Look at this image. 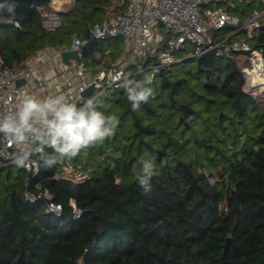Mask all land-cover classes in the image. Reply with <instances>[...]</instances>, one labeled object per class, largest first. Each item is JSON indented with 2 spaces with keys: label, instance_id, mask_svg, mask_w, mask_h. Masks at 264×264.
Returning <instances> with one entry per match:
<instances>
[{
  "label": "trees",
  "instance_id": "16d2710c",
  "mask_svg": "<svg viewBox=\"0 0 264 264\" xmlns=\"http://www.w3.org/2000/svg\"><path fill=\"white\" fill-rule=\"evenodd\" d=\"M127 1L72 0L60 11L62 26L48 32L19 0L20 27L0 29L4 66L23 68L38 50L88 40L113 3L122 2L123 12L110 13L121 14ZM253 1L258 5L223 2L240 24L261 15L253 37L240 31L229 41L244 34L264 53V0ZM111 39L88 40L84 65L112 68L123 51L107 53L102 43ZM183 52L151 72L155 99L139 110L132 111L120 85L98 97V110L119 120L102 145L52 169L15 173L18 167L0 166V264H264V93L245 88L236 59L249 53ZM157 54L135 60L127 76L144 80ZM147 154L155 155L158 175L145 193L133 169ZM45 191L61 204V215L38 198Z\"/></svg>",
  "mask_w": 264,
  "mask_h": 264
},
{
  "label": "built area",
  "instance_id": "2783aa9c",
  "mask_svg": "<svg viewBox=\"0 0 264 264\" xmlns=\"http://www.w3.org/2000/svg\"><path fill=\"white\" fill-rule=\"evenodd\" d=\"M71 0H28L26 6L37 12L41 19L42 27L48 32H55L62 26L60 11ZM227 0H128L127 8L121 14H109L99 23H95L89 30L88 40H104L107 38H124L131 56L135 60H146L157 54V62L150 67L153 74L163 66L177 62L175 52L186 50V44L191 43L194 49L192 58H201L208 53L217 56H230L234 52L249 53L248 62L243 68L248 91L257 84H264V53L253 48L248 42L229 41L217 39L216 33L231 27L235 33L246 32L248 37H253L260 27V14L252 13L244 24L217 4ZM4 0H0L3 3ZM15 4L14 13L0 11V15L7 17L6 26L20 27L18 19L19 0H8ZM164 29V30H163ZM1 38V33H0ZM88 40L73 37L71 48H45L36 51L29 63L23 68H8L4 66L0 56V112L11 110L24 93H30L44 98L48 95L63 93L72 98L78 106L89 98H98L106 95L108 90L118 87L121 79L118 76H127L126 69L130 65L127 59H118L110 69H101L87 78L88 71L83 63L84 46ZM76 50L80 63L73 60L65 66L62 54L66 50ZM59 61L63 68L61 74L50 73L48 65ZM73 62V63H72ZM260 63L262 66L260 67ZM141 69L139 71H143ZM152 74V75H153ZM128 77V76H127ZM18 81H23L17 85ZM93 85L94 91L89 96L84 91ZM254 93V92H252ZM0 150H3V140L0 138ZM8 152L13 149H7ZM0 166L16 167L0 156ZM19 168V167H18ZM31 173L38 166L31 165L22 168ZM70 170V169H69ZM63 173L56 174L61 178ZM27 198L35 201L43 197L47 202V211L56 214L62 213V206L52 200L47 191L37 197L26 194ZM73 213L80 217L79 210L73 206Z\"/></svg>",
  "mask_w": 264,
  "mask_h": 264
},
{
  "label": "clouds",
  "instance_id": "9594fccd",
  "mask_svg": "<svg viewBox=\"0 0 264 264\" xmlns=\"http://www.w3.org/2000/svg\"><path fill=\"white\" fill-rule=\"evenodd\" d=\"M15 4L4 0L0 11L14 13ZM9 22L0 15V23ZM132 111L142 103L155 99L151 77L132 80L118 76ZM99 98H89L79 106L63 93L41 98L24 93L11 110L0 112V138L3 150L0 156L19 168L31 165L52 169L70 162L82 151L102 145L115 134L119 120L115 114L98 110ZM13 149L8 152L7 149ZM139 168H134L135 179L145 193L150 192L151 181L158 175L156 157L141 156Z\"/></svg>",
  "mask_w": 264,
  "mask_h": 264
},
{
  "label": "rangeland",
  "instance_id": "374dc122",
  "mask_svg": "<svg viewBox=\"0 0 264 264\" xmlns=\"http://www.w3.org/2000/svg\"><path fill=\"white\" fill-rule=\"evenodd\" d=\"M20 1L24 5V4H27L28 0H20ZM249 1L252 2L253 6H257L258 5V2H255L253 0H249ZM71 2H72V0L69 3L65 4L64 6L69 5ZM220 7L224 8V9L227 8L225 3L220 4ZM8 28H9L10 32L12 33L13 27L11 26V27H8ZM234 33H235V29L234 28L227 27V28H224V29L220 30L218 33H216V38L217 39H226V38L232 37ZM239 37H240V39H238V40H240V41L245 39L244 38V34H240ZM125 45H126V40L124 38H121V37H118L116 39L107 40V41L102 43V46L104 48H106V49L107 48H111V49H115V50L121 51V52L123 51V47ZM193 49H194V46L191 43H187L186 44V52H183L184 54L183 53H181V54L184 57L188 56V55L191 56V53H192ZM90 57H91V54L87 53L86 57L84 58V62L86 63L88 58H90ZM126 57L128 58L130 56L127 54ZM248 57L245 56V55H239L236 58L237 59V64L241 68V71H242L243 74H244L243 68L246 66V63L248 62ZM195 62L196 61H192V63H195ZM151 72L152 71H148L147 72L146 78H148L150 76ZM245 88L247 90L249 89L247 83H246ZM252 89H253L252 92H254L255 95H263V93H264V84L263 83H259V84L256 85V87H254ZM14 171H15V173L19 172V168H15Z\"/></svg>",
  "mask_w": 264,
  "mask_h": 264
},
{
  "label": "crops",
  "instance_id": "0c3cea01",
  "mask_svg": "<svg viewBox=\"0 0 264 264\" xmlns=\"http://www.w3.org/2000/svg\"><path fill=\"white\" fill-rule=\"evenodd\" d=\"M122 2H114L113 3V6L111 8H109L110 11L112 10H117V9H120L122 8ZM127 4H128V1H127ZM110 11L106 13V15L104 16V20L108 17V15L110 14ZM122 11V10H121ZM123 12V11H122ZM103 20V21H104ZM4 26L3 23H0V29ZM9 29V28H8ZM240 39V37L238 38ZM66 48H71V43H70V46L69 47H66ZM42 50V49H41ZM71 50V49H70ZM114 51V49H111V48H108L107 49V53L109 52H112ZM129 55L130 57H126V55ZM127 59L128 61H130V64H134L135 63V59L131 56V53L129 51V48L127 46V44L123 47V53L121 54L120 57H118V59ZM31 58H29L28 60V63L30 61ZM118 59H116L115 61H117ZM74 59H71V61H73ZM76 61V60H75ZM27 63V64H28ZM73 63V62H72ZM71 64V62H70ZM70 64H66L65 63V66L67 65H70ZM115 64V63H114ZM113 64V66H114ZM60 62L59 61H56V62H53L51 63L50 65H48V69H50V73L54 76L55 74H61V71L63 70L62 67H60ZM105 66L104 63H102L101 65H95V64H92V65H87L86 68H87V71H88V75H87V78H91L93 76V74L97 73V71L103 69V67ZM105 68V67H104Z\"/></svg>",
  "mask_w": 264,
  "mask_h": 264
},
{
  "label": "water",
  "instance_id": "95a60500",
  "mask_svg": "<svg viewBox=\"0 0 264 264\" xmlns=\"http://www.w3.org/2000/svg\"><path fill=\"white\" fill-rule=\"evenodd\" d=\"M62 59H63V61H64V63H66V64H70V62H71V59H74V60H76L77 62H79L80 63V59L78 58V56H77V51L76 50H66V51H64L63 52V54H62ZM195 59H193V61H194ZM23 83V81H18L17 82V85L19 86V85H21ZM93 91H94V86L93 85H91V86H89L85 91H84V95L86 96V97H89L92 93H93ZM228 242H230V240H228Z\"/></svg>",
  "mask_w": 264,
  "mask_h": 264
},
{
  "label": "bare ground",
  "instance_id": "6f19581e",
  "mask_svg": "<svg viewBox=\"0 0 264 264\" xmlns=\"http://www.w3.org/2000/svg\"><path fill=\"white\" fill-rule=\"evenodd\" d=\"M260 67L262 66V63H260V65H259Z\"/></svg>",
  "mask_w": 264,
  "mask_h": 264
}]
</instances>
